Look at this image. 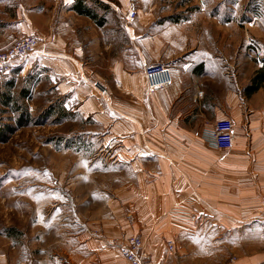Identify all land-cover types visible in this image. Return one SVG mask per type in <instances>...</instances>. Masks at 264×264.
Wrapping results in <instances>:
<instances>
[{
	"label": "crops",
	"instance_id": "1",
	"mask_svg": "<svg viewBox=\"0 0 264 264\" xmlns=\"http://www.w3.org/2000/svg\"><path fill=\"white\" fill-rule=\"evenodd\" d=\"M14 1L0 0V47L30 35L37 44L8 75H37L39 93L55 92L64 107L94 124L77 138L109 148L104 159L114 161L103 174L121 175L115 205L111 195L102 200L108 213L96 225L77 215L55 230L51 264H129L118 245L130 237L142 242L143 264H209L214 254L223 255L220 264H264V72L239 70L236 50L223 52L224 30H235L242 14L247 21L264 15V0H184V15L132 8L138 17L129 25L128 0H120L110 82L105 66L100 73L83 61L78 40L61 37L48 8ZM43 1L78 15L75 0ZM99 4L111 7L109 0H92L87 8L99 14ZM101 16V26L88 19L104 49L112 47L111 34ZM256 24L264 34V20ZM253 53L250 60L264 62L259 50ZM154 63L170 68L172 83L149 92L144 69ZM221 118L233 125L228 150L212 143ZM27 256L15 261L13 253H1L0 264H33Z\"/></svg>",
	"mask_w": 264,
	"mask_h": 264
},
{
	"label": "rangeland",
	"instance_id": "2",
	"mask_svg": "<svg viewBox=\"0 0 264 264\" xmlns=\"http://www.w3.org/2000/svg\"><path fill=\"white\" fill-rule=\"evenodd\" d=\"M87 1L92 0H84L86 7ZM109 1L110 8L103 9L99 4L96 11L100 15L94 12L99 18L103 15L109 21L105 28L111 34L112 47H105L104 50L93 24L86 16L80 17L60 7L55 9L54 5L46 4L43 0H29L32 6L42 3L48 8L51 13L46 14L48 21L55 26L59 23L61 37L68 41L78 40L84 50L83 61L90 67H98L94 70L100 73L105 66V77L110 82L112 70L109 71V67L117 61L119 34L114 24L120 18L116 10L122 1ZM183 1L128 0L124 10L127 11L126 23L129 25L137 20L136 11L132 8L150 13L154 7V12L160 16L171 13L184 15L180 12ZM190 1L194 3V0ZM246 1L241 0L240 3L244 5ZM14 2H17V6L22 0ZM27 2L24 0V4ZM132 12L135 16L130 18ZM240 17L242 20L239 19L235 30H224L223 52L236 50L232 57L238 69L255 71L261 68L262 63L256 57V60H250V57L258 50L260 55H264V47H261L264 46V34L258 35L259 30L255 29L256 23L264 20V15L254 21H247L245 14ZM32 23L40 27L38 18ZM247 37L250 38L248 42ZM20 39L1 46L0 50ZM103 54L109 55L106 61ZM8 74L0 79V254L10 258V253H13L14 260L18 261L25 259L29 253L33 264H40V261L41 264H51L57 250L55 230L65 224L70 225L71 218L77 215L94 220L96 225L97 220L108 213L102 200L111 195L112 204L115 205L116 201L113 200L118 198L121 175L118 169L103 174L102 168L114 161L104 159V154L110 156L112 152L109 148L77 138L82 131L95 130L94 124L82 120L66 105L64 107V99L55 92L39 93L37 75L16 78ZM4 97L9 102L6 106L3 104ZM113 205L112 209L117 208ZM10 241L16 242L17 248L13 250ZM222 258V254H214L209 257L212 260L209 264H220ZM230 260L228 263H231Z\"/></svg>",
	"mask_w": 264,
	"mask_h": 264
},
{
	"label": "built area",
	"instance_id": "3",
	"mask_svg": "<svg viewBox=\"0 0 264 264\" xmlns=\"http://www.w3.org/2000/svg\"><path fill=\"white\" fill-rule=\"evenodd\" d=\"M130 18L135 13L129 14ZM37 44L32 36L24 37L11 44L4 50H0V79L7 75L10 70L18 65L24 58L31 53ZM144 77L146 87L149 92L167 88L172 83L170 68L162 63H154L146 66L144 69ZM233 125L229 118H221L214 122L212 132V143L219 150H228L232 145ZM120 255L129 264H143L147 259L146 254L142 250V242L137 237H130L118 245ZM168 248L172 246L168 243Z\"/></svg>",
	"mask_w": 264,
	"mask_h": 264
},
{
	"label": "trees",
	"instance_id": "4",
	"mask_svg": "<svg viewBox=\"0 0 264 264\" xmlns=\"http://www.w3.org/2000/svg\"><path fill=\"white\" fill-rule=\"evenodd\" d=\"M72 10L81 16H86L87 18L91 19L95 24L97 25H101L103 22L102 18H99L93 11H90L84 4V0H75V3L72 7ZM262 69L264 72V62L262 63ZM263 72L261 71V73H259L257 75L256 79L262 80L263 77ZM10 84V83H9ZM255 88V87H254ZM3 104L6 106L8 102L7 97L3 98ZM10 100H11V96H10ZM12 101V100H11ZM11 103V102H10Z\"/></svg>",
	"mask_w": 264,
	"mask_h": 264
}]
</instances>
